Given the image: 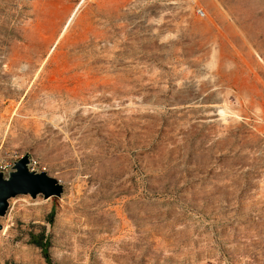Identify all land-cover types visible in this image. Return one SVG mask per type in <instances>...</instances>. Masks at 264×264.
I'll list each match as a JSON object with an SVG mask.
<instances>
[{"label":"rangeland","instance_id":"obj_1","mask_svg":"<svg viewBox=\"0 0 264 264\" xmlns=\"http://www.w3.org/2000/svg\"><path fill=\"white\" fill-rule=\"evenodd\" d=\"M12 154L0 264H264V0H0Z\"/></svg>","mask_w":264,"mask_h":264},{"label":"water","instance_id":"obj_2","mask_svg":"<svg viewBox=\"0 0 264 264\" xmlns=\"http://www.w3.org/2000/svg\"><path fill=\"white\" fill-rule=\"evenodd\" d=\"M28 155L15 161L13 170L7 177L0 174V215L5 214L9 199L20 194L35 197L42 194L44 198H58L63 190L60 181L45 171L29 170L26 166ZM2 225L0 223V229Z\"/></svg>","mask_w":264,"mask_h":264},{"label":"built area","instance_id":"obj_3","mask_svg":"<svg viewBox=\"0 0 264 264\" xmlns=\"http://www.w3.org/2000/svg\"><path fill=\"white\" fill-rule=\"evenodd\" d=\"M21 155H9V156H3L0 155V174L3 177H7L9 173L13 170V165L16 160L21 158ZM27 168L29 170L37 171V161L28 155V162L26 164Z\"/></svg>","mask_w":264,"mask_h":264},{"label":"trees","instance_id":"obj_4","mask_svg":"<svg viewBox=\"0 0 264 264\" xmlns=\"http://www.w3.org/2000/svg\"><path fill=\"white\" fill-rule=\"evenodd\" d=\"M30 242L33 243L35 246H38L42 249L43 254L46 258V260H49L48 254H47V242L46 237L44 235V231L42 230L39 234L34 235L30 234Z\"/></svg>","mask_w":264,"mask_h":264}]
</instances>
